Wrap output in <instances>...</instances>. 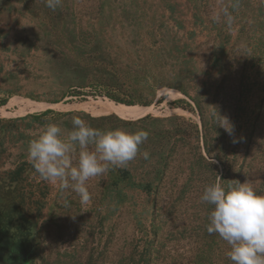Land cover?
<instances>
[{"label": "trees", "instance_id": "16d2710c", "mask_svg": "<svg viewBox=\"0 0 264 264\" xmlns=\"http://www.w3.org/2000/svg\"><path fill=\"white\" fill-rule=\"evenodd\" d=\"M15 1L16 6L14 0H0V22L12 11L27 12L38 21L34 37L25 40L26 49L42 51L49 66L46 73L29 76L37 80L45 74L51 79L47 91L25 90L27 96L56 103L80 93L78 88L99 86L116 102L149 105L162 84L192 99L200 123L176 115L123 119L114 114L93 116L85 111L53 109L0 119L3 153L6 138L15 128L22 147L28 149L26 130L56 122L67 133L73 127L72 117L79 116L100 130L148 131L140 153L150 154L145 160L138 153L125 167L110 166L97 176L95 186H88L93 201L85 211L76 193L62 192L58 186L47 215L44 210L52 186L43 179H31L35 170L27 152L14 168H0V260L161 264L167 258L160 260L168 241L175 244V253L168 250V264H231L226 255L229 245L218 234L207 232L212 206L200 197L206 186L217 181V162L222 167L220 183L226 186L244 183L242 174L253 171L252 160L237 165L243 151L246 159L253 146L252 158L264 160V0H223L218 9L209 8L211 0H60L55 10L45 0ZM182 4L188 11L189 6L194 9L192 28L186 24L184 16L189 13L180 9ZM159 9L170 11L179 27L175 35L169 33V15L165 20ZM225 9L232 18L230 25ZM4 28L0 27V43ZM205 67L215 69L212 85L199 79L211 75ZM250 67L257 68L258 75L262 73L263 83ZM3 74L10 76L5 79L14 75L6 74L0 62V91L21 93L20 86H1ZM210 93L212 97L207 99ZM250 99L252 105L247 104ZM219 115L233 124L231 136L216 123ZM236 127L239 137L233 143ZM263 185H255L254 190L261 194ZM137 197H143L149 206L151 229L142 220L147 208L138 210ZM165 205L167 212L162 213ZM125 207L131 214L133 234L120 244L117 218ZM159 216L165 218L159 220ZM163 224L168 225L164 241L159 235ZM107 225L108 237L101 246ZM64 240L69 245L62 250Z\"/></svg>", "mask_w": 264, "mask_h": 264}, {"label": "rangeland", "instance_id": "374dc122", "mask_svg": "<svg viewBox=\"0 0 264 264\" xmlns=\"http://www.w3.org/2000/svg\"><path fill=\"white\" fill-rule=\"evenodd\" d=\"M211 7L210 9L216 8L217 6H220L223 0H211ZM14 4L16 6V1L14 0ZM220 4V5H219ZM188 7L185 4H182L181 10L183 12L187 11L189 13L188 15L184 16V19L186 20V24L189 25V28H192L191 24L193 21V12L194 9L192 6ZM161 13H165V20L166 17L169 15V20L166 22L169 23V33L173 35L176 34L177 29L179 28L175 22H173L170 18V11L164 12L162 9H159ZM160 14V13H159ZM27 12L25 14H19L17 12L14 13V11L11 12L10 16L8 18H4L2 22H0V27H6L4 28V35L1 38L0 43V62L2 63L4 67V72L6 74L13 73L14 75L9 78L5 79L4 77H10L6 75L1 76V86L5 89L11 88L14 86H20L22 89L21 93H15L10 94L7 91L1 90L0 91V119L3 120H11L15 118H20L23 116H26L28 114H34V113H40L44 112L48 109H53L58 112H67V111H85L93 116H102V115H117L123 119H138L140 117L146 116L148 114L156 117H170V116H182L188 119H191L192 121L196 123H200V117L196 109V105L192 101V99L188 98L184 94H182L178 89L170 88L166 85H159L156 88V94L153 100L151 101V104L145 105L141 103L136 104H125L121 102H116L115 100L111 99L107 96L104 89L97 86V87H85V88H78L80 90V93H74V95L66 96L64 99H62L59 102L53 103L49 102L45 99L37 100L34 98H31L27 96L24 92L35 88L36 92L41 93L44 91H47L46 88H49L51 79H47L46 75L44 74V78L42 79H35L33 76L35 74H43L48 71V63L46 55L39 50L27 52L26 43L27 40H30L32 37H34V34L37 31L36 23L37 20H33ZM7 23L8 25H5ZM204 30V29H203ZM7 32V34H6ZM205 33L208 31H204ZM204 33V34H205ZM183 30L180 31V36L182 37ZM202 36V35H200ZM25 41V42H24ZM27 52V53H24ZM24 53V54H23ZM206 70L211 71V75L208 76H200L199 79L202 81H205L207 85H212L215 82L216 76H215V69H209L205 67ZM257 68L250 67V71L253 75H258V72L256 71ZM152 73V72H151ZM29 74H34L33 76H29ZM150 75V74H149ZM259 76L260 83H263V76L262 73ZM14 77L18 78L19 80L15 79ZM199 83V82H198ZM196 84V89L200 88L199 84ZM152 84V82H150ZM196 89H194L193 93L196 92ZM257 88H254V91L256 92ZM26 90V91H25ZM207 99L212 97V94H208ZM3 100H6V103L3 104ZM184 101V102H183ZM253 100L250 99V102H247L248 105H252ZM252 102V103H251ZM240 124V123H239ZM22 125V124H21ZM44 126H36L35 128H31L29 130H26V132L30 135V139L27 141L28 145L29 142L38 136V134L43 130ZM238 128V127H236ZM23 128L20 127V130ZM24 130V129H23ZM64 130V129H63ZM238 129H235L234 132V138L236 141H238ZM18 130L15 128L11 133L8 134V137L6 138V141L4 143V147L6 148V151L3 153L1 151L0 146V168L1 170H9L14 168L20 160L23 159L22 155L23 153L27 152V149L23 148V141L17 138ZM263 134H264V127H263ZM12 135H15L16 137H12ZM1 143V142H0ZM237 143V142H236ZM255 145V144H253ZM27 148V146H26ZM254 147H251V150L249 152V155L244 158V152H242V156L239 157V160H237V165H241L242 163L245 165L249 164V160L251 161V164H253V171L250 173L244 172L242 174L243 182L247 184H253L252 187L256 188L259 184L264 183V160H262L259 156L252 158V155ZM218 167V173L217 175V181L220 182V176L222 173V167L219 162H217ZM262 166V167H261ZM259 168L261 171H259ZM250 169V165L245 168V170ZM31 179L40 182L42 178L39 177V175L34 172L32 173ZM98 177H93L88 181V186L93 187L95 186V183L97 182ZM49 183V182H48ZM52 186V193L50 194V197H48L47 204L48 206L44 210V215H47L49 206L55 197L56 190L58 188V184H52L49 183ZM257 186H255V185ZM264 186V185H263ZM261 194H264V189H262ZM137 205V208L139 211H142L143 207L147 208L145 213L143 214V221H145V226L149 229H151V220L149 219L148 210L149 206L144 201L145 199L143 197H137L134 199ZM164 204H167L168 199ZM92 199L88 202L87 205H83L82 210L85 211L88 208H90L92 204ZM166 205L164 206V210L161 212L165 213L167 212ZM160 218H165V216H159ZM119 223L118 233L117 236H119L118 239L120 244L123 243V238L126 236H131L133 234V228L130 223H132L131 214L127 210V207L124 208L122 211V214L117 218ZM160 224H162L160 222ZM168 233V225L164 226L160 231V236L164 237L162 238V241L167 237ZM108 237V225L107 228H105L104 231V239L101 243V246L104 245ZM165 251L161 255L162 257L166 256L167 258L162 261L161 264H168V250L171 254L175 253L173 251V248H175V244L172 242L165 241ZM69 245L68 240H64V242H61L62 250L65 249ZM26 261L23 263L20 261V264H25ZM2 264V263H1ZM6 264H12L8 261ZM19 264V263H18ZM109 264V263H107Z\"/></svg>", "mask_w": 264, "mask_h": 264}, {"label": "clouds", "instance_id": "9594fccd", "mask_svg": "<svg viewBox=\"0 0 264 264\" xmlns=\"http://www.w3.org/2000/svg\"><path fill=\"white\" fill-rule=\"evenodd\" d=\"M45 3L55 10L60 0ZM224 15L230 25L227 9ZM71 123L67 133L58 123H47L29 142L27 157L40 178L58 184L62 192L71 190L81 205H87L91 199L88 181L108 172L110 166L125 167L134 160L149 133L144 129L100 130L79 116H73ZM216 123L229 136L233 134L234 126L227 117L219 115ZM140 154L149 159L147 151ZM200 200L212 206L207 232L218 234L229 245L226 255L231 264H264V194L246 182L225 186L216 181L205 187Z\"/></svg>", "mask_w": 264, "mask_h": 264}, {"label": "water", "instance_id": "95a60500", "mask_svg": "<svg viewBox=\"0 0 264 264\" xmlns=\"http://www.w3.org/2000/svg\"><path fill=\"white\" fill-rule=\"evenodd\" d=\"M11 262L12 264H20V261L18 260V259H7V258H4V259H2V260H0V264L2 263V264H6V262ZM25 264H31V261L30 260H28V261H26V263Z\"/></svg>", "mask_w": 264, "mask_h": 264}, {"label": "flooded vegetation", "instance_id": "af4514ba", "mask_svg": "<svg viewBox=\"0 0 264 264\" xmlns=\"http://www.w3.org/2000/svg\"><path fill=\"white\" fill-rule=\"evenodd\" d=\"M9 259H11V258H9ZM14 259H16V258H14ZM18 260L24 263L25 261H28L30 259L29 258H19Z\"/></svg>", "mask_w": 264, "mask_h": 264}]
</instances>
